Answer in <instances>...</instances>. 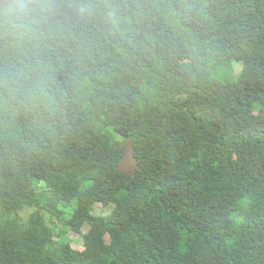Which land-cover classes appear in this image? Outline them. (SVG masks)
Listing matches in <instances>:
<instances>
[{
  "label": "trees",
  "instance_id": "1",
  "mask_svg": "<svg viewBox=\"0 0 264 264\" xmlns=\"http://www.w3.org/2000/svg\"><path fill=\"white\" fill-rule=\"evenodd\" d=\"M15 3L0 0V264H264V0H35L24 20Z\"/></svg>",
  "mask_w": 264,
  "mask_h": 264
},
{
  "label": "rangeland",
  "instance_id": "2",
  "mask_svg": "<svg viewBox=\"0 0 264 264\" xmlns=\"http://www.w3.org/2000/svg\"><path fill=\"white\" fill-rule=\"evenodd\" d=\"M234 73H237L241 69L240 64H233ZM239 155H237V159H239ZM35 210L33 207L25 208L20 215L22 217H27L31 214V212ZM94 214H100V215H107L110 212V207H103L101 204L97 203L94 208ZM47 220L51 221L50 225L53 230V239L55 242H65L70 245V247H73L75 249H82L83 248V240L79 233H76L68 228H66L64 225L61 224L57 219L50 217L49 214L46 215ZM87 224L82 228L83 232L87 231ZM108 239V235L106 236Z\"/></svg>",
  "mask_w": 264,
  "mask_h": 264
},
{
  "label": "water",
  "instance_id": "3",
  "mask_svg": "<svg viewBox=\"0 0 264 264\" xmlns=\"http://www.w3.org/2000/svg\"><path fill=\"white\" fill-rule=\"evenodd\" d=\"M134 140L132 137L123 140L122 157L118 161L117 171L125 174L126 180H129L138 166L137 160L134 157Z\"/></svg>",
  "mask_w": 264,
  "mask_h": 264
},
{
  "label": "clouds",
  "instance_id": "4",
  "mask_svg": "<svg viewBox=\"0 0 264 264\" xmlns=\"http://www.w3.org/2000/svg\"><path fill=\"white\" fill-rule=\"evenodd\" d=\"M12 10L13 6H9ZM35 0H16L14 6V15L17 20H24L28 18L34 11Z\"/></svg>",
  "mask_w": 264,
  "mask_h": 264
}]
</instances>
